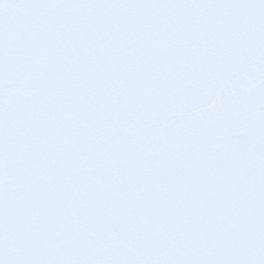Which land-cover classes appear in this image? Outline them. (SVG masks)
<instances>
[{
    "label": "snow or ice",
    "instance_id": "1",
    "mask_svg": "<svg viewBox=\"0 0 264 264\" xmlns=\"http://www.w3.org/2000/svg\"><path fill=\"white\" fill-rule=\"evenodd\" d=\"M0 264H264V0H0Z\"/></svg>",
    "mask_w": 264,
    "mask_h": 264
}]
</instances>
